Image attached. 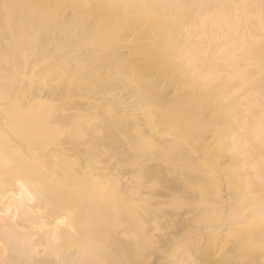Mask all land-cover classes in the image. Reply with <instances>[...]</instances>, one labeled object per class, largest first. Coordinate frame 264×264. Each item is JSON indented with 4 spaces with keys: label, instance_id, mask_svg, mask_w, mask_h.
Instances as JSON below:
<instances>
[{
    "label": "bare ground",
    "instance_id": "obj_1",
    "mask_svg": "<svg viewBox=\"0 0 264 264\" xmlns=\"http://www.w3.org/2000/svg\"><path fill=\"white\" fill-rule=\"evenodd\" d=\"M46 1H29L31 39L22 61L16 56L20 49L0 45L2 68L25 88L17 93L22 113L15 111L25 116V109H32L13 119L15 130L6 132L0 113V156L6 158H0V180L12 178L16 166L23 177L15 189L0 182V264H264V194L253 190L264 185V112L249 125L251 102L248 96L236 99L237 88L190 115L159 121L157 109L162 104L179 110L223 76H241L242 83L240 61L212 32L224 23L223 11L212 10L235 7L230 22L241 21L237 48L250 53L257 37L248 33L247 18L256 1L53 0V7ZM12 15L20 31L22 0H16ZM29 56L68 64L62 69L59 63L55 72L41 65L34 72ZM88 60L110 63L112 87L119 81L117 64L142 65L125 94L113 92L108 109L99 96L105 90L91 88L97 73L92 79L82 71L76 89L83 88L95 108L83 110L82 103L90 101L79 94L80 104L70 109L73 103L67 107L65 97L74 99L77 92L68 83L81 71L78 64ZM154 60L165 62L166 72L151 70ZM8 81L0 78V94ZM71 90L74 95H68ZM53 102H59L55 109L50 105L54 111L45 107ZM50 128L52 147L39 148ZM249 140L256 143V154ZM199 172L203 176L197 179ZM83 178H93V186L84 188ZM44 186L61 191L64 214L39 226L36 216L59 203L41 196ZM40 234L44 253L36 244ZM157 239L159 245L149 247ZM68 241L73 249L64 253Z\"/></svg>",
    "mask_w": 264,
    "mask_h": 264
},
{
    "label": "rangeland",
    "instance_id": "obj_2",
    "mask_svg": "<svg viewBox=\"0 0 264 264\" xmlns=\"http://www.w3.org/2000/svg\"><path fill=\"white\" fill-rule=\"evenodd\" d=\"M29 1L32 2V0H22V2H23V16L21 19V26H20L22 28L20 31H18L14 27V19H13V15H12L16 0H0V45L4 44L6 42V43L12 45V48L20 49V51L16 53V56H17V59H20L21 61L24 58V56L27 55V50H29V45H30L29 39H31V33L29 31L27 33V28L29 27V24L26 20L27 14L30 12L29 9H31V4H32V3L30 4ZM255 1H256L255 11L252 12L247 18L249 21V25H250V32H248V33L249 34L253 33L257 37V39H256L257 42H255V44H254V49L250 53H246L245 51L241 50L239 47L237 48V43L239 42V36L238 35L240 32L241 21H239L237 19V22H235V23H232V21L230 22V18H232L233 14H234L232 10L235 7L230 5L227 10H225V9L222 10V6L224 5L223 4V5H219V6H214L213 10H212V12H215L216 10H219V9H221L220 11H223L224 23H221L220 25H218V27H214L212 32L216 33L217 35H219V37H221L219 39L221 41V43H225V42L228 43V46L230 47V52L232 54H234V56H235L234 59H237V61H240V65L244 68V71L242 72V74L245 76L242 79V83L241 84L239 83V80H241V76H235L234 78H232L230 80H228L227 78H225V76H223L221 78L220 82H218V83L215 82L212 85V87L207 88L204 91V95L202 97L201 96L197 97L196 101L191 99L190 101L184 102V104L181 105L179 110H177L173 106H163L161 104L157 108L159 110V113H160L158 116L159 121L163 120L167 117L170 118L174 114L182 115V116L190 115L201 104H203V102L214 101V98L218 94H222L226 90L231 89V88H237L238 89L237 92L235 93L236 99L239 98V101H241L242 97L248 96V99L251 102V106L247 107V109H250L249 114L247 116V119L250 121L249 125L251 123L255 122L256 118L254 117V115H256L257 113H259L261 111L264 112V0H255ZM229 2L230 3L236 2V0H231ZM46 3H48L47 7H53L54 6L53 0H51V1L47 0ZM221 22H223V21H221ZM38 26L39 27H45L41 23L40 24L38 23ZM8 27H9V29H8ZM12 38H13V40H12ZM92 40H88V43L85 42V44L86 43L88 44V45L86 44L87 48H88V46ZM105 45L107 46V44H105ZM108 46H107V48H108ZM83 49H86V47L85 48L83 47ZM72 50H75V49H72ZM28 58H29L28 62L29 63L31 62L29 64L28 68H30L34 72H37L41 65H48L50 68L54 69V71L53 70L52 71L55 72L58 69L57 67L59 66V63H61L62 69H64L68 64V63H64V61H58L55 59H47L43 62H39L38 60H36L35 57L29 56ZM2 61L3 60L1 58V61H0V78L2 76L9 78L8 82L10 83L9 86L4 89L3 93L0 94V113L3 115L4 121H5L4 131L6 132L7 131L6 129L8 127L11 128L12 130H15V125H14V127H12V121H14L13 119L19 120V119L25 118L26 115L30 114L28 112H30L32 109H31V107L29 108V104H27L26 107L28 106L29 110L25 109L26 112L25 111H24L25 113L23 112L25 114V116H23L22 114L19 116V114L15 111V110H19V112L22 113V107H21L22 102L17 98V97H20L17 93L23 92L25 90V88H23L22 84L17 85L16 82L12 83V78H13L12 74H11V76H7V71L2 68V64H3ZM104 63H102L103 66L106 64H107V66L103 67L102 65H100L99 62H96L93 60L80 62L78 64V67L81 68V71H76L74 74V77L71 79L72 82L70 81L68 83L69 87H71L72 90L74 87L75 91L77 92V93H75V96H77V99L75 98V96H74V99H73V96H72V98H70L68 96L69 99L67 97H65L64 102L66 103V101H67V103H66L67 107H69V105L73 103L72 106L69 107L71 109L72 107H74L75 104H80L77 102L78 101V95L80 94L83 97L86 96L85 99L90 101L89 103H85L86 102V101H84L85 99L83 100L84 101L82 103V105L84 104V107H83L84 109L82 108L83 110H87V108L92 110V108H95L94 107L95 104H93L92 99L89 98L90 95L87 93L83 94V88H80V90L76 89L75 78H78L77 76L81 75L82 71L87 72V70H88L87 73L88 74L91 73L89 76L90 78L95 76L96 73L99 75L98 76L99 78L97 77V80L95 79L97 74L94 77V79L92 78L93 82H91V88L93 89L94 88L93 85H95V87H97V90L99 89L98 90L99 93L101 91L105 90L104 92H106V93L104 94V92L103 93L101 92L99 94V96H102L103 100H105V103L107 101L106 104L105 103H103V104H105V106H107L106 108L108 109L111 106V103H110L111 98L110 97H112L113 92L117 93L118 96L121 94H125L124 92H127V90L125 89V87L127 86V81H132V80L137 79V76L140 74L138 67L140 65H142L141 61H133V62H129V63L117 64V68L120 71V74L118 73V77H117L119 81H117L118 85L116 87H112V86H109V84H112L111 80H109V79H111L110 70H108V68L110 69V66H108V64L110 65V63L106 60H104ZM164 63L165 62H159V60H154L153 62H151L150 65L155 66V68H152L151 70L157 71V72H159V74L161 72H166V68L164 67ZM8 72H10V71H8ZM92 72H94L95 74H93ZM91 75H92V77H91ZM100 77H102V78H100ZM98 79L99 80L101 79L102 81L104 80V82H102L101 80L98 82ZM89 80H91V79H88V81ZM94 80H96L97 82H95ZM22 81H23V84H26V83L28 84V80H22ZM107 83H108V85H107ZM99 84L100 85L102 84V86H99ZM110 87H112V88H110ZM117 87H119V88L116 89ZM105 88L107 89V91ZM113 88H115V89L112 91ZM142 89L143 90H141L139 88V93L145 90L144 92L146 93V95L151 94V91L149 88H145V89L142 88ZM68 90H70V89L68 88ZM72 90L68 91L69 93L68 92H65V93H68V95H71L70 93L72 92ZM74 92H72V95H74L73 94ZM66 96H67V94H66ZM144 98L148 100L147 96ZM55 102L47 104L48 106L45 104V107L48 108L52 104V106L53 105L55 106V107H53L55 109V108H57L56 104L59 103V102H57V103H55ZM61 103L63 104L62 101H61ZM68 103H70V104H68ZM62 104H59V105H62ZM63 105L61 107H64L67 109V107H65V104H63ZM52 106L49 108V110L54 111ZM43 107H44V105H43ZM61 107H59V108H61ZM32 108H34V107L32 106ZM208 127H210V126H208ZM208 127L206 129H209ZM52 128L46 129L47 131H44L45 132V133H43L44 138H46L45 136H47V139L46 140L43 139L40 143L37 144V146L39 148H45L46 149V148L52 147V141L48 138V135H49L50 131L52 130ZM212 128H214V127H211V129ZM16 140L18 141L19 139L17 138ZM77 140L81 141V139H79V138ZM248 147L250 148V151L252 152V154H253V152L256 154L255 148L257 147V145L253 140H249ZM4 156H5V154H2V156H0V158L6 159V158H4ZM63 159H64V157H62V160ZM64 161H67V160L64 159ZM65 172H68V171H65ZM202 176H203V174L199 172V174L196 175V178L199 179ZM22 178L23 177L18 174L17 166H16V167H14V169H12V178L9 177L8 179L0 180V182L4 183V185H6L7 187L12 186V189H15L16 188V180L22 179ZM83 180L84 181L82 184H86L84 188H90L94 184L93 178L92 179L83 178ZM229 182L235 186L237 184V183L235 184V181L232 182L231 179H229ZM233 185H230V186L233 187ZM201 189H203V188H201ZM253 190L257 194H264V185H259L257 187H254ZM40 194L45 199L56 198L59 200V203H58L57 207L50 209L49 213H45L43 215L36 216L35 220L39 226L43 223H47L48 219H51V218L55 219L56 217H60L64 214V209H63L64 206L62 204V200L59 199L61 191L58 189V187H56V186H44L42 188V190L40 191ZM188 201L189 200L185 201V203L182 204V205H184L183 209H185L187 207L186 202H188ZM172 205L174 207H176L177 203L174 202ZM60 206H61V208H59ZM71 206L73 208H75L76 203L75 202L71 203ZM181 206L179 208H181ZM192 211L194 212V207H192ZM39 226H36L35 231L39 230V228H40ZM39 233H40V230H39ZM45 240L46 239H44L41 234L38 235L36 238V244L42 245V246L38 247V251L40 253H44L43 244H45ZM63 245H64L63 246V250H64L63 252L64 253L67 251H71L73 249V244L69 241H68V243H63ZM148 245L151 248L158 246L159 245V239H157L154 243L153 242L149 243ZM138 247L143 248L142 245H138ZM236 248L239 250L240 246H238ZM221 254H223L222 258L225 257L226 248H225V252H223ZM217 255H218V253H217ZM219 257L221 258V255H219Z\"/></svg>",
    "mask_w": 264,
    "mask_h": 264
}]
</instances>
